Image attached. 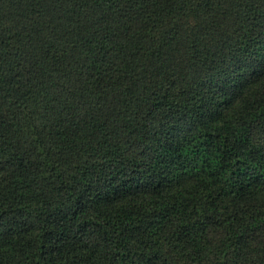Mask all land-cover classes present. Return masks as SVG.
I'll return each instance as SVG.
<instances>
[{
    "label": "trees",
    "instance_id": "trees-1",
    "mask_svg": "<svg viewBox=\"0 0 264 264\" xmlns=\"http://www.w3.org/2000/svg\"><path fill=\"white\" fill-rule=\"evenodd\" d=\"M0 264H264V0H0Z\"/></svg>",
    "mask_w": 264,
    "mask_h": 264
}]
</instances>
